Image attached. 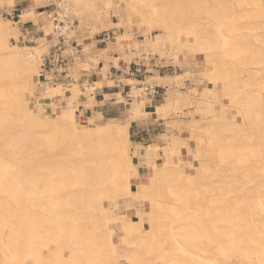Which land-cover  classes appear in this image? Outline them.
<instances>
[{
  "label": "bare ground",
  "instance_id": "obj_1",
  "mask_svg": "<svg viewBox=\"0 0 264 264\" xmlns=\"http://www.w3.org/2000/svg\"><path fill=\"white\" fill-rule=\"evenodd\" d=\"M210 1L215 4L216 9L220 2L229 3V10L219 12H230L231 19L221 21L220 25L212 23L211 26L209 23L211 27L202 20H196L189 26H183V35L187 38L186 44L193 54L205 53L206 50L202 49L208 46L205 39L211 37L210 41L215 42L214 45L211 43L213 48L216 46V41L218 44L221 43L222 48L227 43L233 44L232 49H229L233 53L232 56L234 55L230 61L234 59L236 68L231 78L233 85L230 86L236 93L239 92V101L238 95L235 99L231 96V104L220 105L219 110L225 115L221 117L220 130L219 124L216 126L219 131L212 130V125L207 127L205 150L202 149L204 161L198 160L202 156L198 148L195 150L197 167L181 170L174 163L172 154H167L162 168L158 169L153 163L152 168L148 169V183L139 186L137 192L133 190L128 176V170L133 164L129 160V149L126 147L129 143L127 130L121 133L103 125L96 126L98 129L94 132L82 131L78 129L72 116L61 113L56 120L53 119L54 121H40V117L31 111L25 97L28 83L17 72H23L25 78L31 80L33 72L30 71L36 68L33 67L36 66L33 65L35 60L23 58L17 48L8 45L9 33L6 31V24L4 26L0 22L1 261L8 264H110L111 261L118 263L115 251L117 246H121L125 248V256L122 255L126 262L124 264H138L141 250L137 248L136 243L142 240V245L151 254L159 240L160 245L165 249L167 264H224L226 261L234 264H264V42H260L258 38L261 34L257 32L260 29L264 32V0H200L197 8L198 12L204 13L201 15L208 17L214 12L212 9L213 12L209 14L211 9L205 7L212 4ZM162 10L164 9L160 11ZM162 13L161 18L165 12ZM226 16L230 17L225 14L224 18ZM243 17L247 19L245 23L241 22ZM187 19H191V15L190 17L188 15ZM155 23L157 26V22ZM210 28L213 29V34H207ZM256 33L260 36L258 37ZM215 57L217 59L219 56ZM29 63L32 64L29 66ZM201 71L205 70L201 69ZM221 72L218 71L219 74ZM212 73L213 71L207 73L209 79H212ZM218 80L223 81V78L219 77L214 81L219 82ZM216 92H218L217 88L213 89V93L218 96ZM199 100L204 105L207 103L206 99ZM167 101L173 102L171 99ZM239 102L243 103L244 108L239 106ZM184 104L186 105V102ZM209 109L214 112L213 108L209 107ZM227 109L237 111L236 114L242 115V120L227 122ZM197 124L196 127L199 125ZM50 131L61 132L63 134L61 137L70 138L77 146L83 144L87 146L85 143H105L107 148L103 152L107 155L106 160L115 165V172L111 169L114 174L109 175V180L112 177V180L118 181L119 185L118 183L115 185L121 187L122 197L138 201H144L145 198H151L155 194L156 198L162 197L163 193L158 191L160 187L166 185H162L165 181L169 184L170 194L165 193L163 197L167 198V194L171 195L170 203L165 198L162 200L159 198L161 200L159 201L152 196L148 200L150 212L146 214L140 204H134L131 200L129 208L125 206L126 217L135 219L136 222H118L115 218H108L109 204L104 205L100 200L104 185L110 184L108 181L106 184L104 176L109 173L104 167L108 162L92 157L93 155L92 158L88 157L90 156L88 149H83L82 146L81 149H76L69 157L67 156L69 169L62 164L67 170L59 171L61 165L55 163L56 161L50 164L52 160H49V163L45 162L44 165L40 164L39 159L36 160L33 154L30 156L38 161V167L30 163L32 159L27 152L30 150L29 147L34 148L33 144L39 137L37 134L44 133L46 136ZM48 134L45 141L51 135ZM41 136L40 140L43 141ZM66 137H64L65 143H67ZM195 139L198 140V137ZM58 142L61 144L63 141L60 138ZM196 143L197 141L194 142V146L197 148ZM199 145L203 146L200 140ZM41 147L43 148V145L37 148V152L41 151ZM43 150H46L45 147ZM64 150L62 148L60 154ZM57 151L56 154L59 153ZM179 151L177 150L176 154H179ZM245 151L250 152L251 155L248 156L247 153L245 156ZM60 154L61 159L63 154ZM156 154V151L146 152L147 158ZM49 157L51 158V155ZM74 164L75 166H72ZM133 176L136 178L137 173ZM119 191L120 189L115 190L114 193ZM107 192L106 197L109 195V191ZM121 196L116 195V198ZM114 206L117 207V203H113L112 207ZM135 209L140 211L136 213ZM111 221L123 235L119 245H115L111 235L108 234L106 223ZM144 223H147L148 229H145ZM102 234L105 237L103 242L98 238ZM159 237L163 239H158ZM148 241L151 245L147 248ZM64 249L67 256L64 255ZM127 258L131 261H127Z\"/></svg>",
  "mask_w": 264,
  "mask_h": 264
},
{
  "label": "rangeland",
  "instance_id": "obj_2",
  "mask_svg": "<svg viewBox=\"0 0 264 264\" xmlns=\"http://www.w3.org/2000/svg\"><path fill=\"white\" fill-rule=\"evenodd\" d=\"M199 1L200 0H135V2L134 0H0V22L3 25L6 24V26H4L7 27L6 31L9 33V39H7L8 45L11 48H17L22 53L20 56L23 58H34L35 60L33 65L36 66L33 67L36 68H34V70L32 68L33 71L30 69V72H33L31 80L27 77L25 78L23 72H17V74L22 76L24 78L23 80L28 83L25 97L27 98L31 111L40 117V121H52L53 119L56 120L61 113L68 109L75 117L78 129L82 131L88 130L90 132L91 130V132H94L98 129L97 127L103 125L112 127L121 133L127 130L129 143L126 144V147L129 149V160L133 164L128 170V176L132 182L133 190L136 192L139 186L148 183V169L152 168V164L154 163L158 169L162 168L167 154H172L174 163L177 164L181 170L193 166L197 167L195 164L197 151L195 150L198 148L200 149H198V152L200 151L202 155L198 160L199 162L204 161L203 150H205L207 141L208 126L212 125V130L216 131L218 130L216 126L219 124L220 130L222 125L220 123L221 117L225 115L220 112V105L231 104V96H234L235 99L236 95H238L237 100L239 101V92L237 91L236 93L231 87L233 85L231 78L234 74V68H236L234 59L230 61V58L234 56H232L233 53L229 50L230 48L232 49L233 44L230 45V43H227V45L222 48L221 43L218 44L216 41V46L213 48L211 43L214 45L215 42L213 43L210 41L212 37H207L208 39L205 40L208 44L204 43L208 46L207 48H202L206 50H203L205 53L202 54H193L188 48V44H186L187 38L183 35V26H189V24L196 20H202L209 26L210 24L212 26V23L220 25L221 21H226V19L229 20L232 16L230 12H219L229 10V3L220 2L216 9L212 1H210L212 4L205 5V7L208 6L211 9L208 12L209 14L212 9L214 10V12L212 11L213 13L210 14L212 17L201 15L204 13L198 12L197 3ZM160 6L161 8L159 9ZM162 8L164 10L160 11ZM59 9H61L59 17L64 25L61 28L63 35L58 38L53 31L51 16L54 12L59 11ZM162 12L165 13L163 14ZM161 13L164 16H162L163 20L160 15ZM216 13H218L219 15L217 14V16L220 17L217 18V16H215ZM225 14L230 15V17L228 16V18L226 16V18H224ZM188 15L189 17L191 15V19H187ZM207 21L208 23H206ZM246 21L247 19L245 17L241 20L243 23ZM155 22H157V26ZM260 26L261 25H259V27ZM14 30H16L17 33ZM257 32L260 33L261 36L256 33L258 37L260 36L259 38L256 37L260 42H264L263 30L260 29ZM207 34H213V29L210 28ZM256 37L255 39H257ZM211 50L215 51L211 52ZM232 52L234 51L232 50ZM217 53L220 55H217ZM52 55H54V57H59V61L52 60ZM215 56L219 57L216 59ZM42 59H45V61L42 62ZM31 64L29 63L28 65L30 66ZM208 64H212L215 68ZM201 69L205 71L202 72ZM210 71H213V76L211 75L212 79H209L210 76L207 74ZM218 71L219 73L222 71L221 74H219ZM219 77H222L223 81H214ZM53 88L55 92H57V88L60 89L61 93L59 96L54 95L55 93L53 96L50 95V93H53L51 91ZM193 88L195 89L193 90ZM215 88L218 90V92H216L218 96L213 93V89ZM153 91H157L158 94L152 93ZM72 99H75L73 105L76 106V111L69 109L70 106L68 102ZM167 99H171L173 102L171 103V101H167ZM173 99L176 100L174 101ZM181 99L185 101L182 100V102ZM199 99H206L207 103L204 105ZM178 100L180 101L178 102ZM240 100H242V98ZM189 101L192 103L191 106ZM185 102L186 105L184 104ZM187 104L189 105L187 106ZM239 106L244 108L242 102H239ZM209 107L213 108L214 112H211ZM226 111L228 118L227 122L230 123L231 120L240 122L242 120V115L236 114L237 111L233 109H227ZM213 115H215L214 118ZM206 122L208 124H206ZM196 124L199 127H196ZM188 126L194 129H190ZM203 126H205V128ZM195 128L197 130H195ZM218 131L217 133H219ZM41 134H37L39 137L35 140L36 143L34 144L36 146H34V144V148L28 146L30 150L27 152L29 153L27 155L30 156L33 154L32 156H34L35 159H39V163L41 162L40 164L44 165L45 162L49 163V160H52L50 164L56 161L55 163L61 165L60 168H62L59 171L67 170L69 169L68 166H70V164L68 165L69 155L76 149H81L82 146L83 149H88L87 152H89L90 155L88 157H97L102 161L105 160V163L108 162L106 160L107 155H104L103 152L107 148L105 143H85L87 146H84V144L77 146L73 140L70 138L67 139L66 136H64L67 140V143H65V138L61 137V135L63 136L61 132L56 133L55 131H50L51 135L46 133V136L48 134L52 139L48 137L49 140L46 139V141L44 133ZM196 134L204 135V138ZM40 136L44 139V142L42 139L40 140ZM196 136L198 140L195 139L197 138ZM60 138L64 144L63 142H61V144L58 142ZM193 139L197 141V148L194 146V142L196 141ZM199 140L203 146H198ZM49 141H53L54 143H50ZM37 142H40V144ZM46 143L48 145H44ZM57 143L61 146H59V148H61L59 151H57L59 149V144ZM41 145H43V148H40L41 154H38L40 152L39 150L37 152V148ZM71 145L74 148H72ZM89 146L91 148H89ZM44 147L46 150H43ZM173 147L176 149L174 148L173 150ZM62 148L63 150H68L67 152L64 150L65 153L62 151L61 154L63 155L60 154ZM31 149L33 150L31 151ZM163 149L164 151L162 152ZM47 150L50 152H47ZM55 150L59 153L56 154ZM177 150H180L179 154H176ZM147 151H156L157 154L147 158L145 155ZM185 151L187 152L185 153ZM244 153L246 156L248 152L246 153L245 151ZM59 154L63 158L60 159ZM50 155L51 158L52 155H54L52 159L49 157ZM64 155L68 157L65 158ZM247 155H251L250 152ZM46 156H48L47 159L45 158ZM42 158L43 160H40ZM30 159H32L30 163H33V165L36 164L35 167H38L37 159L35 160L31 156ZM34 160L36 163H34ZM108 163L104 164V167L105 170L108 169L107 171L109 173L104 176L106 177V184L107 181L108 183L110 182V187L104 185L103 191L105 189L107 190L105 192L102 191V195L100 196V200L104 205L109 204L108 218H115L118 222H136L135 219L131 220L126 217L125 206L128 204L127 208H129V203H131L132 200L134 204H140L143 212L148 214L150 212L148 200L151 199L153 195L151 198H145L144 201H138L133 198L128 200L122 197L121 195L123 193L121 187H117L119 185L118 181L112 180V177L111 180H109V175L114 174L112 170L115 172V165L113 162ZM62 164L63 166L65 165L64 167L67 169H65ZM72 166H75V164ZM76 167L78 166L76 165ZM134 169L137 173L136 178L133 176L136 174L134 173ZM211 170H213V168ZM93 174L91 173V175ZM116 183H118V185H115ZM162 185L164 186L160 187L161 189L158 193H163L165 195V193L170 192L168 190V183L164 181ZM119 189L120 193H114L115 190L118 191ZM107 191H109L108 197H106L108 194ZM115 194L117 196L120 195L123 199L121 197H117V199ZM163 194L162 197L156 198V194L153 197L157 200L159 198L162 200L166 197H163ZM168 194V199H165L169 200L170 198L171 200V195L169 196ZM160 199L159 201H161ZM170 200L168 201L169 203ZM113 203H117V207H112ZM106 226L107 230H109L108 234L111 235L114 244L119 245L123 235L119 233L116 225L112 221L108 222V224L106 223ZM144 227L145 229L149 228L147 223H144ZM105 231L103 232L105 233ZM103 234V237L101 235L98 237L101 241L105 239ZM158 239H163V237H159ZM157 242V247L152 245V247L154 246V251L152 250L151 254H149L146 251V247L142 245V240L136 243L137 248L142 251H140L139 254L138 264L168 263L164 247L160 245L161 242L159 240H157ZM150 245L151 242L148 241L147 248ZM63 251L64 255L67 256L68 254L65 252V249ZM124 251L125 248L117 246L115 252L118 263H113V261H111L110 264L126 263L123 259L125 256ZM126 260L131 261V259L128 258ZM0 264L8 263L0 260ZM224 264L234 263L226 261Z\"/></svg>",
  "mask_w": 264,
  "mask_h": 264
},
{
  "label": "built area",
  "instance_id": "obj_3",
  "mask_svg": "<svg viewBox=\"0 0 264 264\" xmlns=\"http://www.w3.org/2000/svg\"><path fill=\"white\" fill-rule=\"evenodd\" d=\"M60 12H61V9H59V11H57V12H54L52 14V16H51V19H52V22H53V31L57 35L58 38L63 35V33L61 32V28L64 25L63 21L60 20V17H59V13ZM51 59L54 60V61H57V62L59 61V57H54V55L51 56ZM44 61H45V59H42V62H44ZM152 93H154L156 95L158 94L157 91H153Z\"/></svg>",
  "mask_w": 264,
  "mask_h": 264
},
{
  "label": "crops",
  "instance_id": "obj_4",
  "mask_svg": "<svg viewBox=\"0 0 264 264\" xmlns=\"http://www.w3.org/2000/svg\"><path fill=\"white\" fill-rule=\"evenodd\" d=\"M32 25H34V24H32ZM51 91L53 92V93H51V95H53L54 93V95H56V96H59L60 95V93H61V91H60V89L59 88H57V92H55V89L53 88V89H51ZM74 101H75V99H72L71 101H69L68 102V105L70 106V110H73V111H76V106H74L73 105V103H74ZM67 105V104H66ZM63 114H66V115H68V116H72L73 117V119L75 120V117L73 116V114H72V112L71 111H68V109L66 110V111H64L63 112ZM146 155V154H145ZM147 157V156H146ZM173 157V156H172ZM134 173H136V170L134 169ZM130 204V203H129ZM128 205V204H127ZM127 205H126V207H127ZM140 210H138V209H135V212L136 213H138Z\"/></svg>",
  "mask_w": 264,
  "mask_h": 264
}]
</instances>
